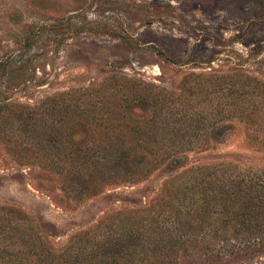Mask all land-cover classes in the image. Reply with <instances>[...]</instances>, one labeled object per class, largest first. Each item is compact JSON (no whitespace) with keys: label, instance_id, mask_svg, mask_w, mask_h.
Returning <instances> with one entry per match:
<instances>
[{"label":"rangeland","instance_id":"1","mask_svg":"<svg viewBox=\"0 0 264 264\" xmlns=\"http://www.w3.org/2000/svg\"><path fill=\"white\" fill-rule=\"evenodd\" d=\"M68 93L90 110L112 94L153 95L109 106L127 143L153 134L160 111L182 120L71 192L62 161L95 153L100 135L60 137L27 109ZM228 164L264 169V0H0V264H70L69 249L120 233L136 260L145 237L202 199L193 169ZM124 170L138 175L112 179ZM233 264H264V250Z\"/></svg>","mask_w":264,"mask_h":264},{"label":"trees","instance_id":"2","mask_svg":"<svg viewBox=\"0 0 264 264\" xmlns=\"http://www.w3.org/2000/svg\"><path fill=\"white\" fill-rule=\"evenodd\" d=\"M71 95L68 93L50 99L40 109L27 108L29 121H35V126L43 125L44 130H51L59 136L65 130L70 136L84 129L100 135L101 140L95 153L89 155L86 149H81L80 153L73 152L68 160L62 161L61 168L66 169L73 177L69 181V189L67 188L71 192L79 191L78 179L83 178L92 168L104 173L111 167H117L120 162L123 163V156H131L140 149L149 150L154 147L150 139H156L158 146L159 134L165 130L171 132V125L180 124L182 120L173 111L169 114L160 111L155 114L159 117L156 120L159 124H154L153 134L147 136V131H139L141 138L135 144H132L134 140L127 143L125 138L131 133L128 134L124 127V115L109 106L120 103L122 99L126 103L150 102L153 95L127 93L116 97L112 94L100 98L92 110L81 107L77 101L74 102L77 98ZM48 115L51 117L49 120L46 119ZM84 121L92 122L88 124L89 128L87 124H82ZM25 122L29 124L28 121H23ZM172 129L175 132L173 136L179 133ZM60 143L61 148H65V144L62 141ZM186 146L187 144L171 139L169 149H182ZM98 152L101 153L97 154ZM164 154L158 151L157 159ZM49 161L51 160L42 158L40 162ZM181 162L180 157L174 156L170 164L178 167ZM225 167L226 169H219V166L193 169L188 185L196 184L200 188L202 199L197 200L190 208L181 210L186 211L184 214L180 212L169 215L160 227H156L155 239L145 237L144 244H138L142 251L137 253L136 260L133 250L123 252L118 248L125 237V233H120L114 236L109 234L107 238L100 234V238H104L101 243L91 242L90 246L79 245L69 249L72 254H67V261L70 264H233L236 260L249 258L263 251L264 169H242L232 164ZM117 175L112 179L132 182L138 173L124 170L122 177L127 178ZM131 234H128V240L132 239ZM100 248H104L106 252L100 254Z\"/></svg>","mask_w":264,"mask_h":264}]
</instances>
